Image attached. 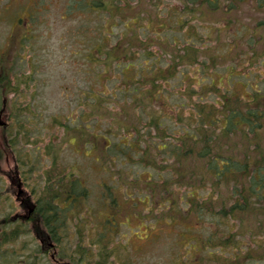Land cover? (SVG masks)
<instances>
[{
	"label": "rangeland",
	"instance_id": "rangeland-1",
	"mask_svg": "<svg viewBox=\"0 0 264 264\" xmlns=\"http://www.w3.org/2000/svg\"><path fill=\"white\" fill-rule=\"evenodd\" d=\"M76 1L81 0H0V74L2 69L11 73L7 90L0 89V110H6L4 119L8 123L7 129L0 126V229L11 232L14 225L7 221L21 211L17 202L19 189L9 180L10 172L21 170L24 198L28 197L33 203L52 204L50 198L74 180H79L83 191L88 193L75 212L70 213L61 237L54 239L64 262L213 264L211 260L224 256L222 260L228 261L226 263L245 264L249 261L248 248L257 251L256 257L261 256L262 246H242L241 253L233 246L225 252L221 247L194 250L182 236L184 228L186 232L189 229L182 223L183 219H178L187 216L186 212L162 211L169 208L168 202L157 205L151 202L146 182H139L134 189L123 185V176L126 179L135 166L132 159L127 160L128 155L123 164L118 163L115 154H120L119 150L126 152L118 145L119 141H126L123 138L129 130L140 129L143 123L140 120H144L139 118L142 111L139 108L138 113L126 105V101H130L126 91H120L122 77L117 67L108 69L86 58L90 42L100 35L99 26L110 13L107 16L99 10H81L75 7ZM148 3L151 6L146 9L151 13V20L157 23L155 30L159 27L164 30L162 36L167 35V44L174 43L176 38V42L184 46L205 47V55L197 54V65L207 69L205 73L217 82L220 91L227 92L234 87L230 71L237 66L235 72L243 73V105L245 99L252 100L253 89L264 93V6L259 0H246L231 11H219L203 19L208 11L200 10L194 18L199 34L194 31L192 35L185 32V29L195 30L189 14L184 23L177 12L167 17L169 12L183 7L181 1L149 0ZM134 14V11L128 13L131 17ZM13 21L18 27L12 31ZM202 32L210 34L208 42L201 36ZM115 42L114 38L112 43ZM214 101L213 94L207 95L205 102ZM170 102L176 100L172 98ZM195 112L192 106L170 105L161 129L151 133L153 139L158 141L160 137L170 146L180 147L185 142L186 151L190 145L197 147L190 139H181L186 134L184 128L197 135V129L201 128L204 134L218 130L196 122ZM143 132L132 133L130 141H140ZM106 135L112 154H107L103 148ZM4 141L6 149L2 148ZM261 141L264 142L263 136ZM166 155L163 154L159 162ZM135 168L144 173V167L136 164ZM153 174L159 181L157 174ZM127 181L129 186L134 183L132 178ZM215 189L217 193L221 190L218 186ZM109 191L114 196L121 193L117 198L118 213L104 201L109 199ZM176 191L174 189V193ZM170 201H177L185 210L190 209V204H186L185 199L180 201L178 195ZM60 203L63 204L61 200L56 201ZM214 219L213 216L197 217L190 224V230L199 234L200 228ZM251 224L253 220L250 228ZM27 227L28 230L16 227L18 237L2 246L0 264H53L42 252L34 226ZM106 231L112 243L100 246V234ZM255 240L264 244V234ZM255 240L251 244H255ZM85 249L86 255L82 253ZM100 251L104 258L99 257ZM197 259L203 262L195 263Z\"/></svg>",
	"mask_w": 264,
	"mask_h": 264
},
{
	"label": "trees",
	"instance_id": "trees-1",
	"mask_svg": "<svg viewBox=\"0 0 264 264\" xmlns=\"http://www.w3.org/2000/svg\"><path fill=\"white\" fill-rule=\"evenodd\" d=\"M92 1H76L74 5L84 11L99 10L107 16L109 13L110 15L100 24V35L94 39L95 41L90 42L86 58L96 60L98 64L105 65L108 69L115 67L119 69L122 77L121 86H123L120 91L125 90L130 101H126V105L138 113L141 108L142 113H139V118L144 119L140 120L143 122L140 129L129 130L127 136L123 138L126 141L120 140L118 144L126 151L123 153L119 150L120 154H115L118 163L123 164L128 155L127 160L132 159L131 163L135 167L136 164L144 167L142 169L144 173L135 167L131 169L126 179L123 176V185L134 189L139 182H146L151 191L149 194L151 202L156 205L163 204L165 200L168 202L169 208L162 211L173 212L178 209V212H186L187 216L185 214L178 219H183L181 222L189 229L186 232L184 228L182 236L194 250L221 247L225 252L229 246H233L240 249L241 253L242 246H262L260 252L263 254L259 257H256L257 251L248 248L249 261L245 264H264V244L255 240L256 237L264 234V148L262 147L264 142H260L261 136L264 137V93L253 89L252 100L245 101L248 100L245 99L243 105V73L235 72L237 66H233V69L228 67L231 69V85L234 87L227 92L220 91L217 82L205 73L207 69L197 65L199 63L197 54L205 55V47L184 46L181 42L177 43L176 38L174 43L167 44V35L162 36L164 30L160 27L155 30L157 23L151 20V13L146 9L151 6L149 0H94V3ZM179 1L182 2L183 7L169 12L166 16H172L177 12V15L183 18L181 23H184L189 14L190 24L195 30L185 29V32L192 35L194 31L198 33L194 18L200 10L208 11L203 19L219 11H231L246 0ZM259 1L264 6V0ZM132 11L135 14L131 17L128 13ZM205 24L210 26L206 21ZM179 29L184 30L181 27ZM201 36L207 42L211 38L210 34L205 32H202ZM114 38L116 42L112 43ZM10 74L2 69L0 89L7 90ZM211 94L215 97V101L205 102L207 95ZM172 98L176 100L175 103L170 102ZM170 105L177 108L180 105L194 107L196 111L194 120L206 127L214 126L218 131L204 134L201 128L197 129V135L184 128L186 134L181 139L188 138L197 144V147L190 145L187 151L185 142L180 147L170 146L160 137L156 141L151 133L161 129L166 118L165 111ZM142 130H144L140 134L142 139L132 143L130 141L133 137L132 133ZM230 140L233 141L232 144ZM102 143L104 151L112 154L113 150L107 135L103 137ZM2 148H7L5 141ZM166 153L165 158L159 162L161 156ZM122 171L123 169L120 173ZM152 171L157 174L159 181L155 180ZM145 173L149 176L145 177ZM127 178H132L134 182L133 185L130 184L132 186H129ZM216 186L221 189L218 193ZM62 189L61 193L50 198L52 204L44 202L40 204L38 201L37 213L31 219L35 232L41 237L44 234L50 235L55 241L61 237L60 232L70 213L75 212L84 196L88 197L79 180H74L68 187L64 185ZM174 189L182 194L177 191L174 193ZM109 194V199L107 197L104 201L118 213L120 203L117 198L121 193L119 196H114L113 192L109 191ZM177 195L180 201L184 202L185 199V203L190 204L189 210L179 207L177 201L174 203L170 201ZM58 200H61L63 204H60L63 207L56 204ZM203 216H213L215 219L206 222L200 228L199 234L190 230L192 221L197 217L202 219ZM252 220L253 224L250 228ZM25 228L28 230L27 226L23 229ZM17 235L18 229L11 232L4 229L0 233V250L2 246L17 238ZM108 237H110L108 231L100 234V246L111 245L112 242L108 241ZM244 238H248L249 242ZM252 240L256 243L251 244ZM104 241L105 244L102 243ZM82 253L86 255V249ZM100 253L99 257L104 258L103 251ZM222 257L224 256H218L211 262L230 264L226 263L228 261H223ZM201 262L203 260L197 259L195 263ZM101 263L103 262L97 264Z\"/></svg>",
	"mask_w": 264,
	"mask_h": 264
},
{
	"label": "flooded vegetation",
	"instance_id": "flooded-vegetation-1",
	"mask_svg": "<svg viewBox=\"0 0 264 264\" xmlns=\"http://www.w3.org/2000/svg\"><path fill=\"white\" fill-rule=\"evenodd\" d=\"M22 21V20H20ZM15 23V21H13ZM26 27L28 26V24L25 25ZM15 27H18L17 23H15L13 25V27L11 28V30L13 31V29ZM16 29V28H15ZM1 77V75H0ZM5 109L0 110V121L2 123H0V126H3L4 129L8 128V123L7 121H5L4 116H5ZM19 169V167H18ZM21 170H19V173L17 172H10L9 177H10V182L12 185H16V187H18L19 189V193L17 194V202L20 203V209L21 211L18 212V214H16V216L11 220V221H7V224L9 225H14V227L10 230H16V229H23L25 226H28L29 224H32V218L36 215L37 213V203H33L31 201V199H27L24 198L25 196V192H23V190L21 189V187L24 185V181L21 179ZM18 192V190H17ZM9 216V214L7 215ZM14 222H16V225L14 224ZM18 227V228H16ZM40 229V226L38 227ZM4 230V229H3ZM2 229H0V233L3 232ZM5 231H8L5 229ZM36 236L38 238V240H40L41 242V249L42 252L46 253L52 260L53 264H73L71 261L70 262H64L61 255L58 252V246H56L54 244V238L52 239V237L50 235L44 234L43 237L40 236L39 233L35 232ZM7 245V244H5ZM4 245V246H5Z\"/></svg>",
	"mask_w": 264,
	"mask_h": 264
},
{
	"label": "water",
	"instance_id": "water-1",
	"mask_svg": "<svg viewBox=\"0 0 264 264\" xmlns=\"http://www.w3.org/2000/svg\"><path fill=\"white\" fill-rule=\"evenodd\" d=\"M0 123H1V121H0ZM2 124V123H1Z\"/></svg>",
	"mask_w": 264,
	"mask_h": 264
}]
</instances>
